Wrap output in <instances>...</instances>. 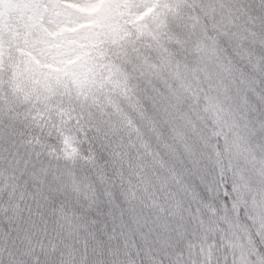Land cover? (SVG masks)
Segmentation results:
<instances>
[{
  "label": "snow or ice",
  "instance_id": "obj_1",
  "mask_svg": "<svg viewBox=\"0 0 264 264\" xmlns=\"http://www.w3.org/2000/svg\"><path fill=\"white\" fill-rule=\"evenodd\" d=\"M147 6L0 73V264H264V0Z\"/></svg>",
  "mask_w": 264,
  "mask_h": 264
},
{
  "label": "trees",
  "instance_id": "obj_2",
  "mask_svg": "<svg viewBox=\"0 0 264 264\" xmlns=\"http://www.w3.org/2000/svg\"><path fill=\"white\" fill-rule=\"evenodd\" d=\"M93 1L97 9L106 0ZM35 2L32 13L7 10L0 4V73H6L5 82L12 81L13 95L19 90L24 99L35 95L32 80L36 74L54 72L59 61L75 56L82 46H94L100 52L105 51L115 43V33L127 26L126 16L121 14V0L115 9L118 12L115 27L110 25V29L96 41L81 42L78 41L80 37L95 31L96 20L83 13L78 14L75 7L66 5L64 0ZM123 3L130 8L139 7L138 19L153 11L147 6V0H123ZM72 13L78 14V19H70Z\"/></svg>",
  "mask_w": 264,
  "mask_h": 264
},
{
  "label": "rangeland",
  "instance_id": "obj_3",
  "mask_svg": "<svg viewBox=\"0 0 264 264\" xmlns=\"http://www.w3.org/2000/svg\"><path fill=\"white\" fill-rule=\"evenodd\" d=\"M35 1L36 0H0V4L4 5V8L7 10L17 9L20 11L25 10L29 11V13H32L35 10ZM120 1L121 0H106L103 1L100 7L96 9V5L94 4L95 2L93 0H64L66 5H73L75 7V11H78V14L81 15L83 13L87 18L97 21V28L95 29V31H93L92 33H86L85 35L80 37L78 41H96L100 39L102 35L108 31V29H110V25L115 27L114 23L118 21V12H116L115 9ZM94 9L96 10L94 11ZM77 15H74L72 13L70 15V19H73L74 17L78 19Z\"/></svg>",
  "mask_w": 264,
  "mask_h": 264
}]
</instances>
